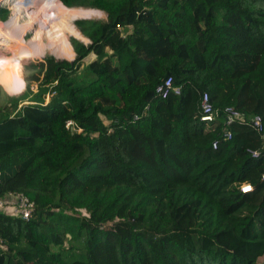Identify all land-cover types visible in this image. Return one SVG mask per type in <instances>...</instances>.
<instances>
[{"label":"trees","instance_id":"trees-1","mask_svg":"<svg viewBox=\"0 0 264 264\" xmlns=\"http://www.w3.org/2000/svg\"><path fill=\"white\" fill-rule=\"evenodd\" d=\"M1 1L30 26L73 6L106 19L71 44L74 20L102 15L86 9L38 51L64 60L33 64L18 96L0 86V192L36 204L29 220L0 212V264H264V0ZM30 26L0 33L1 53ZM168 77L180 92L162 96Z\"/></svg>","mask_w":264,"mask_h":264},{"label":"rangeland","instance_id":"rangeland-1","mask_svg":"<svg viewBox=\"0 0 264 264\" xmlns=\"http://www.w3.org/2000/svg\"><path fill=\"white\" fill-rule=\"evenodd\" d=\"M70 8L71 9L67 15V18L64 21L59 22L58 20L55 19H49L48 23L44 27H42V25L37 26V24H35V26L34 25L30 26L33 22V18L30 17V15H27L24 12H22L21 8L16 6L10 9V5L6 1L0 3V33L10 34L11 28L13 27L24 29L25 27L30 26L28 30H26L24 33H22L21 36H19V38L22 41L21 49H17L13 53L7 51H3V53H1L2 51L0 50V86L8 95L18 96V93L14 94V92L16 91L15 89L22 82L21 77H23L27 73L29 74L32 73L33 64L39 61H43L46 57H51L56 61L64 60V59L55 58L52 52L49 50H47L44 55L38 56V51L44 45L55 42L58 39V37L60 36L61 27L64 24L73 21L77 15L85 12L86 9H93L102 12V15L100 16H92L90 18H78L73 21V24L81 32V34L85 37V39H78L74 36H69V40L72 44L73 39L86 42L87 38L81 31V28L83 26H88L93 21H100L106 19V14L102 10L97 8H92V7L86 8L80 6L79 7L73 6ZM50 24L53 25L49 26ZM56 24H58L59 26H56ZM93 58H94V54H90L84 59V64L88 63ZM17 61H20V65L17 64ZM19 66H21V70ZM22 87H23V83H22ZM33 88L35 90L36 86L34 85ZM56 212L58 214H62V211H56ZM175 216H176V220L181 225L191 226V224L194 221V209L190 207L187 209H182L178 211ZM43 230L44 232L49 234L48 227L43 226ZM70 244L72 246V251L68 249ZM65 245L66 247L65 250H63V255L67 259H72L73 257H75L76 253L80 251L79 244L75 242L69 243L66 240ZM259 261L261 262L264 261V256L260 258Z\"/></svg>","mask_w":264,"mask_h":264},{"label":"built area","instance_id":"built-area-1","mask_svg":"<svg viewBox=\"0 0 264 264\" xmlns=\"http://www.w3.org/2000/svg\"><path fill=\"white\" fill-rule=\"evenodd\" d=\"M3 2V1H1ZM0 2V3H1ZM125 35V29H122ZM169 90L179 93V87L172 86L171 77L164 80L163 84L157 87V92L165 96ZM200 107L202 110L201 120L210 122L213 120L215 110L212 104L209 102V96L207 92H203L200 97ZM241 114L233 107H227L225 110V123L226 125L232 124L236 119H240ZM251 126L257 131L263 130L262 119L260 115H254L250 118ZM71 120L66 121L67 126H72ZM227 138L231 137V132L227 130L225 132ZM215 146V145H214ZM216 147V146H215ZM264 177V175H263ZM251 186L244 183L241 186L242 191L250 190ZM35 201L30 199L25 193L21 191H4L0 192V212H3L9 216L21 218L23 220H29L35 210Z\"/></svg>","mask_w":264,"mask_h":264},{"label":"water","instance_id":"water-1","mask_svg":"<svg viewBox=\"0 0 264 264\" xmlns=\"http://www.w3.org/2000/svg\"><path fill=\"white\" fill-rule=\"evenodd\" d=\"M86 42H89V40L86 39ZM86 42H85V43H86ZM74 55H75V53H74ZM74 59H75V56H73V58L69 59V61H73Z\"/></svg>","mask_w":264,"mask_h":264}]
</instances>
